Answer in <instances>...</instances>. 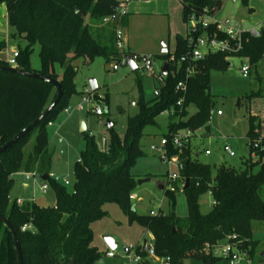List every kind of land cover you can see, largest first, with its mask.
Returning a JSON list of instances; mask_svg holds the SVG:
<instances>
[{
    "label": "trees",
    "instance_id": "obj_1",
    "mask_svg": "<svg viewBox=\"0 0 264 264\" xmlns=\"http://www.w3.org/2000/svg\"><path fill=\"white\" fill-rule=\"evenodd\" d=\"M217 1L180 0L182 21L188 23L193 18L195 26L185 37L176 36L172 54L159 55L168 63V74L161 78L154 99L144 100L138 81V113L128 118L123 138H119L113 128L108 130L110 138L104 150L97 147L93 137L83 132L85 147L79 162L73 166L72 188L67 189L48 177L45 183L53 192L55 203L52 207H40L30 202L19 206L16 200H10L13 176L31 172L41 177L50 174L47 126L68 107L71 95L76 94L73 79L77 70L71 65L72 61L83 59L92 63L95 57L101 56L109 63L119 60L122 53H132L118 52L115 44L117 25L101 22L113 12L117 0H2L7 24L14 31L11 38L26 42L24 48L18 50L17 68L59 81L63 92L57 106L43 121L0 154V215L8 219L16 232L22 264H95L102 254L92 244L91 224L106 216L103 206L108 203L118 205L129 224L136 223L144 232L150 233L155 256L169 258V264H182L185 259L216 264L221 257L215 252L223 243L252 256L256 244L251 238V226L254 222H264L263 156L256 161L248 157L242 170L221 166L214 175L209 165L191 160L188 147L178 150L170 144L168 158L177 156L179 160H187L179 172L183 187L179 188L176 182L170 190L164 188L163 191L169 201L170 213L137 215L130 199L137 185L131 168L142 156L140 141L144 129L156 126L157 117L171 112L167 133L163 136L169 142L179 131L189 130L193 134L202 128L208 131L210 94L205 89L209 86L211 73L229 69L230 57H246L252 66L264 57L262 29L261 36L249 39L237 54L210 52L199 60H191L195 41L204 32L212 34L215 30L214 26L204 30L200 21L211 15ZM239 1L247 6L249 0ZM125 25L126 16L119 22L120 27ZM218 38L224 37L220 34ZM35 46L40 61L38 70L30 66ZM5 49L6 42L0 41V52ZM183 56L190 59L179 63ZM56 65L61 69L60 74L55 72ZM0 66L8 67V64L0 60ZM189 67L192 74L187 77ZM181 82L186 83L185 93L176 89ZM55 97L56 90L51 84L0 71V147L32 123ZM180 98L182 103L177 106ZM190 105L195 108L192 115L187 112ZM255 129L251 120L248 142L258 139ZM33 136V143L28 148ZM185 181H188L186 188ZM179 194L186 202L184 217L175 213ZM206 194L210 195L212 206L208 213L202 214L199 200ZM24 225L30 228L22 230ZM140 255L146 256L142 249ZM16 263L12 234L0 221V264Z\"/></svg>",
    "mask_w": 264,
    "mask_h": 264
},
{
    "label": "rangeland",
    "instance_id": "obj_2",
    "mask_svg": "<svg viewBox=\"0 0 264 264\" xmlns=\"http://www.w3.org/2000/svg\"><path fill=\"white\" fill-rule=\"evenodd\" d=\"M174 6L168 15L154 14L146 17L141 23L133 24L124 35L129 40V46L125 49L129 53H134L139 57L135 62L137 69L131 71L127 65L121 66V59L106 62L104 57L97 56L92 63H86L83 59H75L71 65L77 70L73 79V86L76 94L69 98V115L63 110L58 113L54 120L47 126L49 139L48 152L51 156L49 175L57 177L59 181H68L67 189H71L74 183L72 173L73 166L79 160L80 153L84 150V134L81 132L82 124L85 126V133L93 137L95 144L104 150L109 142L110 133L106 129V121L114 124L113 131L123 138L128 118L138 113L137 99L140 95L138 81L141 84L144 100L154 99L157 89L161 86L159 79L160 69L163 61L159 58L161 43L172 54L175 47L176 36L185 37L195 23L182 21L180 3L173 0ZM221 8L214 15L218 20L232 19L242 22L246 28L258 27L264 23V0H249L247 6H243L239 0H218ZM4 5L0 4V27L1 38L6 42L7 58L12 56L14 50L23 49L26 42L23 39H12L11 29L4 18ZM88 20L86 19V22ZM3 41V40H2ZM128 47L130 49H128ZM204 52V49L199 48ZM148 57L152 60V74H146L143 69L142 59ZM231 68L225 72H212L210 82L205 92L210 94L209 120L207 123L208 134L205 130L195 131L191 138L185 143V147L190 150V158L199 164L209 165L212 174L221 166L235 170H242L245 160L248 159V134L251 120L256 125L255 133L258 138H264V57L256 65H250L249 75L244 78L240 73L241 64H245L241 58H229ZM118 64V70L106 69V66ZM30 66L33 70H38L40 61L38 57V47H34V52L30 56ZM55 72L61 73L59 65L55 66ZM94 79L97 90L94 92L98 105H101L103 115L97 117L92 113L93 104L82 103L84 88H88V80ZM100 97L103 98L100 101ZM105 97L108 101L105 102ZM148 99V100H147ZM188 115L195 112L194 106L187 108ZM220 112V115H218ZM165 112L156 119V126L146 127L141 138L140 146L142 156L138 157L131 168V173L135 181L151 178L150 182L136 185L131 200L134 211L137 215H149L154 213L169 214L171 208L168 199L163 192L158 190L157 183H163L166 190H170L172 184L167 182L168 175H178L180 169L176 159L161 158L157 152H151L150 146L159 144L160 137L167 133L169 114ZM155 133L156 140L148 136ZM34 136L28 143L30 148ZM61 140V143L58 142ZM106 142V145L103 143ZM228 146L234 157H229L223 153V147ZM14 186L10 192V197L22 199L35 198V202L41 207H52L54 202L53 192L48 189L40 191L42 184L41 175L36 174L34 178L26 180L23 174L15 176ZM61 183V182H60ZM26 184V187H22ZM174 184V183H173ZM184 181L178 183L182 188ZM264 199V193L262 195ZM23 203V201H22ZM32 203V202H30ZM202 214L210 211L212 200L209 194L202 196L199 200ZM106 216L91 224L92 244L102 254V257L95 264H128L126 255L123 254V247H135L140 242L146 241L152 244L153 237L150 233L144 232L136 223L129 224L126 216L120 207L113 203L103 206ZM175 213L180 217L186 216V202L182 195H177ZM252 241L256 244L252 256L245 255L251 264H264V222H254L251 226ZM103 236L114 239L118 247L114 250L115 257L108 258L109 251L103 242ZM223 243L220 247H224ZM220 249L215 253L219 255ZM163 259L147 258L144 264H163ZM182 264H203L195 259H185ZM216 264H227L223 258ZM240 264H249L242 261Z\"/></svg>",
    "mask_w": 264,
    "mask_h": 264
},
{
    "label": "built area",
    "instance_id": "obj_3",
    "mask_svg": "<svg viewBox=\"0 0 264 264\" xmlns=\"http://www.w3.org/2000/svg\"><path fill=\"white\" fill-rule=\"evenodd\" d=\"M132 1L133 0H117V5L115 9L113 10V12L109 16L104 17L101 21L102 24L104 25L105 24H116L117 25V28L115 31V44H116V48L118 52H124L126 50L123 30H122V27L119 26V22L123 17L127 15L129 4ZM191 21L194 22L193 18H191ZM200 25H201V28H203L204 30H207L210 26H214L215 30L212 34H208L204 32V34L195 41L194 47L190 55V58L192 61L199 60L210 52H221V53H227L229 55L237 54L238 52L242 51L244 43H247L248 40L251 38L260 37L261 30L264 29V25H259L258 27H254V28H246L244 27L242 22H238L232 19L218 20L212 15L204 16L200 21ZM194 26L190 30L187 31L186 35H188L189 32H191L194 29ZM220 34L223 35L224 37L223 39L218 38V35ZM199 48L204 49V52L200 51ZM125 55L127 54L125 53L121 54V57H120L121 66L127 65L124 59ZM17 56H18V51L12 52V56H10L9 59L6 61L8 64V67L17 68V61H16ZM131 56H132L134 63L137 60H139V57L137 55L132 54ZM190 58H188V56H183L180 58L179 63L185 62L186 60ZM230 58H235V57H230ZM241 59L244 60L245 64H241L240 73L242 77L246 78L249 75V71H250L249 60L246 57L241 58ZM170 60L173 61L174 58L171 57ZM142 63H143V69L145 73L152 74L153 68H152L151 58H148V57L143 58ZM118 67H119L118 64L115 63L110 67V69L112 71H117ZM186 73H187V77L191 75L192 68L189 67L186 70ZM161 78L163 77L161 76V73H160L159 79ZM176 89L182 93H185L186 83L185 82L178 83ZM102 100L103 98L100 97V101ZM82 103L93 104L94 108L92 109V113L95 116L101 117L103 115L102 107L101 105L97 104L94 92H91L88 88L85 89L82 93ZM181 103H182V99L180 98L179 101L176 103V105L180 106ZM69 109L70 108L67 107L63 110V112L65 114H68ZM218 115H220V112H218ZM191 136H192V132H190L189 130L179 131L171 137L170 142L166 138L162 137L160 139L159 144H153L150 146L149 149L151 152L159 153L161 158L163 159L167 158L169 162L171 159H176L178 162V168L181 169L182 166L180 165L179 163L180 160L178 159L177 156L168 158L167 147L168 145L171 144L172 148L181 150L185 146V143H187L188 140L191 138ZM263 139L264 138H258L254 140L253 142H248L249 158L252 161L258 160L260 156H263L262 161H264ZM103 143L106 145V142L104 140H103ZM223 153L229 157H234V152L228 146L223 147ZM77 162H79V160H77ZM23 175L26 180H29L36 176V172L24 173ZM49 177L54 179L57 182H61L64 186H67L69 184L66 179L59 181L57 177H54L53 175H49ZM179 181H180L179 174L178 175L176 174L168 175L167 177L168 183H171V184L176 183V182L179 183ZM48 189H49L48 185L45 182H42L40 186V191L45 192ZM130 199L131 200L135 199V196L131 195ZM16 204L20 206L22 204V201L17 199ZM149 214L152 216H155L158 213H154L151 211ZM28 228L30 227L24 225L22 227V230H25ZM140 249H142V244L136 245L135 247H132V246L123 247L122 252L124 255H126L128 264H144V261L147 258H153L157 260L159 259L154 254L152 244H147L146 251H145V254H146L145 257L140 255ZM245 255L246 253L239 252L235 249L234 246L226 243L224 247L220 249V253L218 256L223 258V260H225L227 264H240L242 261H247L249 264H251V261L247 260L245 258ZM106 256L108 258H113L115 257V253L114 251H108L106 253ZM162 263L169 264V258L163 259Z\"/></svg>",
    "mask_w": 264,
    "mask_h": 264
},
{
    "label": "water",
    "instance_id": "obj_4",
    "mask_svg": "<svg viewBox=\"0 0 264 264\" xmlns=\"http://www.w3.org/2000/svg\"><path fill=\"white\" fill-rule=\"evenodd\" d=\"M1 2H2V0H0V4H1ZM220 7H221V2L217 1L215 4V8L211 11L210 14L212 16H214L218 12ZM161 46L162 47H161L160 54H167L168 49L164 46L163 43H161ZM124 59L126 61L128 68L131 71H135L138 68L137 65L134 63L131 54L125 55ZM227 65H228V68H231L232 64L229 61L227 63ZM0 71L10 72V73H14V74L21 75L24 77H29V78L44 81L48 84H51L54 87V89L56 90V97H55L54 101L47 108H45V110L32 123H30L27 127L22 129L11 140H9L6 144H4L3 146L0 147V154H2L7 149L11 148L13 145H15L17 142H19L22 138H24L33 128H35L41 121H43L54 110V108L57 106V104L61 100L63 92H62L60 82L57 80H53L47 76H43L41 74L33 73V72H26V71L20 70L18 68H10V67H4V66H0ZM160 73H161V76L163 78L166 77V75L168 74V63L167 62L163 63L161 70H160ZM88 87H89V90L91 92H95L97 90L96 81L94 79L88 80ZM105 127L107 130H111L114 127V124L112 122H110L109 120H107ZM84 130H85L84 124H82L81 132H83ZM179 163L181 166H185L187 163V160H180ZM48 177H49V175L45 174L41 177V180L43 182H47ZM150 181H151V178L148 177V178H145L142 180H138L136 183H137V185H141L143 183H147ZM187 185H188V181H185L184 188H186ZM157 188H158V190L163 192L164 191V184L163 183H157ZM0 221L4 224V226L6 228H8V230L12 234V238H13V242H14V249L16 251V258H17L16 264H22V256H21V252H20V246H19V243L17 240L15 230L13 229L12 225L9 223L7 218L0 215ZM102 239H103L105 246L107 247V249L109 251H114L118 247V245L115 243L113 238H111L109 236H103ZM146 247H147V242L144 241L142 244V252L146 251ZM262 257H264V254L262 255Z\"/></svg>",
    "mask_w": 264,
    "mask_h": 264
},
{
    "label": "crops",
    "instance_id": "obj_5",
    "mask_svg": "<svg viewBox=\"0 0 264 264\" xmlns=\"http://www.w3.org/2000/svg\"><path fill=\"white\" fill-rule=\"evenodd\" d=\"M179 3H180V1H179ZM2 5H4V4H2ZM174 5L175 4H174V1L173 0H133L129 4V7H128V13L126 15V25H125V27L122 28V30H123V36H124V41H125V48L127 46H129V43H128L129 40L124 35V32L127 31L131 25L136 24V23H141L144 19H146V17L152 16L154 14L168 15V14H170L171 9H172V7ZM180 10L182 12L181 3H180ZM3 15H4V18L6 19V9H5V6H4V13H3ZM259 25H264V23H261ZM0 29H1V27H0ZM0 33H2L1 30H0ZM0 36H1V34H0ZM2 40L4 41V39H0V41H2ZM128 49H130V48L128 47ZM14 51H17V50H14V48H12V52H14ZM7 54H8V52H7V47H6V49L4 51L0 52V60L7 61L9 59V57L8 58L6 57ZM132 54H134V53H132ZM110 67L111 66H106V69L108 70V69H110ZM85 89H87V88H84L83 91ZM82 93H79V94L82 96ZM69 114L70 113H68L66 115L68 116ZM84 128H85V126H84ZM202 129H200L199 131H202ZM83 132H85V130ZM205 134H208V131H205ZM148 136L151 137L152 140L155 141L157 135L155 133H151L150 135L148 134ZM162 137H160V138H162ZM58 142L61 143V141H59V140H58ZM247 146H248V142H247ZM248 156H249V151H248ZM15 176L16 175L13 176L14 182H15V179H14ZM26 186H27L26 184H22V187L23 188L26 187ZM11 191H12V189H11ZM9 198H10V200H17V199H19V200L23 201V203L24 202H32V203H35L36 204L34 197L33 198L27 197V199L24 200V199L19 198V197L12 198L9 195ZM54 203L55 202H53V205L52 206H54ZM143 242H140L139 244H143ZM139 244H137V245H139Z\"/></svg>",
    "mask_w": 264,
    "mask_h": 264
}]
</instances>
